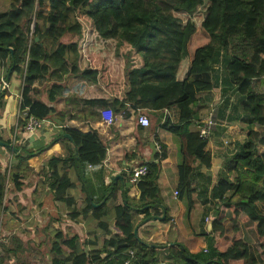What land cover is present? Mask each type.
<instances>
[{
	"label": "trees",
	"instance_id": "obj_1",
	"mask_svg": "<svg viewBox=\"0 0 264 264\" xmlns=\"http://www.w3.org/2000/svg\"><path fill=\"white\" fill-rule=\"evenodd\" d=\"M66 35L68 39L64 41ZM220 63L225 64V74L236 85L241 103L252 120L248 139L240 145L241 151L235 157L245 167L246 174L228 185L233 188L229 196L215 194L220 212L211 219L206 251L190 252L179 241L164 247L145 244L138 230L137 237L134 235L138 222L131 217L128 189H123L121 195L126 203L114 207L112 225L117 232L108 234V223L103 219L108 211L103 213L104 204L98 208L89 204L88 208L100 218L101 231L108 237L99 248L89 251H76L75 237L71 238L67 242L70 254L65 259L51 258V264L68 261L115 264L128 248L134 249L137 264H264V159L256 155L255 148L256 142L264 143V131L254 140L253 134H257L252 126L255 122L264 125V94L257 93L253 84L254 78L264 77V0H9L8 7L0 10V67L4 66L3 77L7 81L19 83V110L21 114L27 111L25 116L18 117L17 125L23 126L30 116L49 120L45 126L50 129H54V123L60 124L59 135L68 134L70 139L65 138L73 145L67 160L77 168L80 178L87 165L97 166L102 162L106 146L94 131L62 125L66 115L61 116L54 106L59 84L53 81L47 96L39 99L35 84L43 82L46 74L53 80L79 77L97 84L111 99L113 113L116 107L123 110L127 104L161 112L175 107L179 115L177 123L166 118L161 126L181 143L184 159L179 165L178 187L185 193L191 159L209 162L204 153L206 140L192 132L190 124L196 116L193 107L197 95L214 87L211 75ZM8 92L0 89V109ZM85 103L105 104L106 100L88 99ZM0 140L13 143L10 137L0 136ZM161 147L163 158L165 150ZM41 150L42 147L37 152ZM32 152L21 149L12 154L17 159L11 164L16 174L27 162V153ZM144 164L147 173L137 183L141 204H132L139 208L142 219L162 214L157 207L153 215L150 213L160 202L159 163ZM46 166L41 171L44 184L54 192V157ZM50 168H53L51 172ZM68 180L64 177L56 181V192H63ZM106 191L109 197L114 196L116 189ZM228 209L232 230L223 223L222 211ZM168 219L166 216L162 221ZM237 220L251 224L259 244L247 243L239 233ZM17 247L15 242L2 245L0 264L9 253H17ZM50 251L57 252L53 243ZM103 252L106 256L102 258ZM112 255H117L118 260L109 259Z\"/></svg>",
	"mask_w": 264,
	"mask_h": 264
},
{
	"label": "crops",
	"instance_id": "obj_2",
	"mask_svg": "<svg viewBox=\"0 0 264 264\" xmlns=\"http://www.w3.org/2000/svg\"><path fill=\"white\" fill-rule=\"evenodd\" d=\"M2 64L5 65L4 62ZM224 65H216L217 71L214 70L211 75L214 87L210 91L200 92L193 107L196 116L190 124L192 132L198 133L199 125L210 111L216 124L204 147L209 162L206 164L199 159H191V169L187 176L188 191L185 193L178 187L179 165L184 159L180 150L181 143L173 133L161 126L166 118L177 123L179 115L175 107L164 108L161 112L127 104L123 110H117L116 107L112 112V123L106 124L101 112L112 108L111 99L106 92L92 87L90 81L79 77L54 79L60 86L54 106L61 116L66 115L62 125L96 132L106 146V155L99 165H87L80 178L77 168L67 160V154L73 145L59 135L60 124L54 123V129L44 125L31 135H27L20 127L13 144L20 151L29 149L34 152L27 153V162L20 167L22 171L16 174V170L11 167L17 161L12 157L14 153L0 145V256L3 255L2 245L15 242L20 246L25 243L24 238L38 230L41 232L40 238L42 233L49 232L54 239L57 252H51L50 258L65 259L71 252L67 242L74 237L76 251L99 248L109 233L117 232L112 225L114 207L126 203L121 195L123 189H128L131 217L138 222V232L142 231L139 237L145 243L163 245L179 241L190 252L207 248V234L211 231L208 223L220 212L219 198L215 194L229 196L233 188H228V185L246 174L245 167L237 163L235 157L241 151L240 145L248 139V125L252 120V115L241 103L236 85L231 84V77L226 76ZM4 69V66L0 67V77L3 76ZM8 83L9 92L4 96V104L0 109V136L3 139L11 136L18 121L16 115L20 112L19 83L15 80H8ZM40 83L41 81L37 82L35 87L40 92L39 99L43 100ZM253 84L257 93L264 94V77L254 78ZM92 89L96 91V95L88 94V90ZM88 99H105L106 103L88 105L85 103ZM138 113H144L149 118L147 127L138 123ZM152 117H155L154 123ZM252 126L257 134H253V139L257 140L262 136L264 125L255 122ZM156 142L164 147L163 158L155 150ZM255 145L256 155L264 159V143L256 142ZM40 147L43 150L37 152ZM51 157H54V192L44 184L41 172L42 168L47 169L46 163ZM149 161H158L160 166L157 179L160 202L150 209V213L153 215L157 207L162 214L165 211V217L168 216L169 219L165 222L162 221L164 218L151 219L140 224L143 214L132 204H141V193L137 184L129 181L127 171ZM52 169L50 168V172ZM64 177L69 179L67 187L63 192H56V181ZM113 187L116 189L115 194L108 197L106 189ZM174 191H177V195ZM56 194L62 197L57 198ZM89 204L97 208L104 204L103 213L108 211V215L103 218L108 223V234L101 231L100 218L88 208ZM222 213L225 215V228L232 230L231 210ZM236 226L250 246L260 243L250 223L237 220ZM9 254L4 261L10 259Z\"/></svg>",
	"mask_w": 264,
	"mask_h": 264
},
{
	"label": "built area",
	"instance_id": "obj_3",
	"mask_svg": "<svg viewBox=\"0 0 264 264\" xmlns=\"http://www.w3.org/2000/svg\"><path fill=\"white\" fill-rule=\"evenodd\" d=\"M9 88V83L8 81L2 76L0 78V89L4 90V89H8ZM102 116L104 119V122L106 124H111L113 121V113L110 109L106 110V111H102ZM27 114V111H22V114L20 112L17 113V117L19 116H25ZM137 121L140 125L147 127L150 123L149 118L144 114V113H138L137 115ZM47 123H50L49 120L47 119H37L33 116H30L26 123L23 126H18L17 123L13 129V131H11V135L13 136L12 141H15L16 135L18 134V129L21 127V129L27 134V135H31L33 134L36 130H38L39 128H41L42 126L46 125ZM216 122H215V118L213 116V114L211 113V111L208 114V117H206L202 123L199 125V129H198V136L203 139V140H207L215 126ZM264 131V130H263ZM155 150L158 152V154L160 155L162 147L159 143L156 142L155 144ZM147 173V167L145 164H141L138 165L136 167H132V169H129L127 171V175L129 176V181L132 184H137L139 182V180ZM174 194L177 195V191H174ZM204 251H206V248L203 249ZM106 253L103 252L101 254V257H105ZM116 259L118 260V256L117 255H112L109 257V259ZM120 260L118 263L115 264H137L136 262L138 261V257L134 251V249L132 248H128L125 252L122 253L121 257H119ZM154 264H166V262H158V263H154Z\"/></svg>",
	"mask_w": 264,
	"mask_h": 264
},
{
	"label": "rangeland",
	"instance_id": "obj_4",
	"mask_svg": "<svg viewBox=\"0 0 264 264\" xmlns=\"http://www.w3.org/2000/svg\"><path fill=\"white\" fill-rule=\"evenodd\" d=\"M9 0H0V10H5L8 7ZM47 5H45V8ZM33 28V23L31 25V29ZM68 39V35H66L63 40L65 41ZM45 80L40 83V90L43 92L41 93L44 97L47 96V91L50 88L51 84L53 83V77H47L44 76ZM85 81L89 82L88 80L84 79ZM92 83V82H90ZM95 86H93V85ZM92 87H98L100 90H102L97 84L92 83ZM60 89V86H59ZM97 89V88H95ZM103 91V90H102ZM96 91H93V89L90 91L88 90V94L91 95H96ZM75 98V97H74ZM78 110V108H75ZM151 119V118H150ZM153 123L155 122V117H152ZM40 129V128H39ZM11 139L13 136H10ZM47 188V187H46ZM49 189V188H48ZM50 190V189H49ZM54 218V216H53ZM50 230V229H48ZM41 232H33L27 236V238H24L25 243L22 244L21 246L17 247V253H10L9 257L10 259H7L4 264H51V258H50V253H51V245L54 241L53 237L51 238L50 233H42V239L39 237V234ZM139 236L142 235V231L140 230ZM27 239V240H26ZM33 239L35 241H33ZM30 241L32 243H30ZM100 244L98 245V247ZM12 249L14 250V247L12 246ZM89 251V248H88ZM49 254V256H48ZM33 255V256H32ZM36 257H35V256Z\"/></svg>",
	"mask_w": 264,
	"mask_h": 264
},
{
	"label": "water",
	"instance_id": "obj_5",
	"mask_svg": "<svg viewBox=\"0 0 264 264\" xmlns=\"http://www.w3.org/2000/svg\"><path fill=\"white\" fill-rule=\"evenodd\" d=\"M35 40H38V37H35ZM9 50H11L10 48H8ZM10 72V69L8 71V74ZM64 137H67L70 139V136L68 134H64ZM0 145L1 146H4L5 148H7L8 150H10L12 153L14 154H17L19 153V148L16 147L13 143H9V142H6V141H1L0 140ZM163 208V207H162ZM164 210V209H163ZM163 218H165V211H163V214L161 216H152V217H147L145 219H143L140 224H144L145 222H147L148 220H162ZM211 225H212V222H209L208 223V229L210 230L211 229ZM138 226L139 225H136L135 228H134V235L137 237V230H138ZM147 244V243H145ZM150 246H154V247H164V246H167V244H163V245H158V244H149Z\"/></svg>",
	"mask_w": 264,
	"mask_h": 264
}]
</instances>
